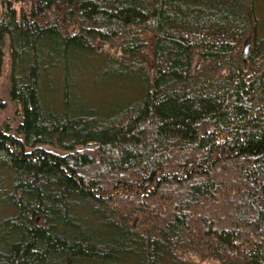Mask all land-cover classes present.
<instances>
[{
    "label": "trees",
    "instance_id": "16d2710c",
    "mask_svg": "<svg viewBox=\"0 0 264 264\" xmlns=\"http://www.w3.org/2000/svg\"><path fill=\"white\" fill-rule=\"evenodd\" d=\"M55 3L0 0V264H264V0Z\"/></svg>",
    "mask_w": 264,
    "mask_h": 264
},
{
    "label": "rangeland",
    "instance_id": "374dc122",
    "mask_svg": "<svg viewBox=\"0 0 264 264\" xmlns=\"http://www.w3.org/2000/svg\"><path fill=\"white\" fill-rule=\"evenodd\" d=\"M55 7L57 9H60L59 0H56ZM75 30L74 27L68 28L69 32H73ZM150 37V36H149ZM98 50L103 51H111L114 52V49H110L108 46L104 45L102 42H99L96 44ZM251 46V37L248 36L244 41V46L242 50V58L244 63L247 62L246 60V53L249 50ZM10 60H9V54H8V39L6 40L5 45V59L2 69V76L0 78V122L1 123H10L12 127H16L17 123L20 120L22 109L19 105H17L10 97V83H9V68H10ZM199 59L196 58L194 61V69L198 66ZM47 149L55 150L60 152L59 149H57L54 146H45ZM135 225L138 224V219L134 218Z\"/></svg>",
    "mask_w": 264,
    "mask_h": 264
},
{
    "label": "water",
    "instance_id": "95a60500",
    "mask_svg": "<svg viewBox=\"0 0 264 264\" xmlns=\"http://www.w3.org/2000/svg\"><path fill=\"white\" fill-rule=\"evenodd\" d=\"M251 47V46H250ZM250 49V48H249ZM249 51V50H248ZM248 51H247V53H248ZM247 53H246V55H247Z\"/></svg>",
    "mask_w": 264,
    "mask_h": 264
}]
</instances>
